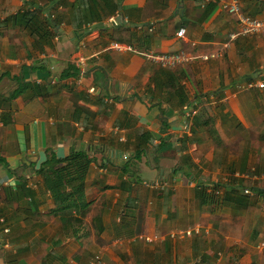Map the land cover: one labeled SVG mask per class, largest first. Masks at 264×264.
<instances>
[{"label":"crops","instance_id":"1","mask_svg":"<svg viewBox=\"0 0 264 264\" xmlns=\"http://www.w3.org/2000/svg\"><path fill=\"white\" fill-rule=\"evenodd\" d=\"M105 1L0 0V264H264V29L231 39L227 0Z\"/></svg>","mask_w":264,"mask_h":264},{"label":"built area","instance_id":"2","mask_svg":"<svg viewBox=\"0 0 264 264\" xmlns=\"http://www.w3.org/2000/svg\"><path fill=\"white\" fill-rule=\"evenodd\" d=\"M226 10L235 16L236 22H237V29L233 31L230 34V38L234 39L240 35H249L254 34L260 30L264 29V17H254L250 16L244 11L241 10L240 2L239 0H227L225 3ZM47 18L52 21L54 19L53 13H46ZM110 20L112 22H115L114 17H111ZM53 24V23H52ZM185 32L184 27H180L178 31L176 32L177 36H182ZM112 48L122 49L124 48L122 45L114 42L111 45ZM125 48H128L130 50L136 51V49H133V47L126 46ZM147 59L159 64L163 67H169V66H175L179 63H183L185 61H188L190 59V56L186 55L183 51H177V52H154V51H145L141 52ZM256 85L260 88L264 87V82H257ZM194 115L193 109H188L186 111L187 119L191 118ZM188 125V120L185 122V126ZM146 182V181H145ZM146 184H149L146 182ZM154 186H159L160 188H164V185L161 183H154ZM244 193H249L250 191L248 189L243 190ZM195 233H199V230H193ZM191 233L192 231H188ZM258 247L264 246V241L259 242ZM93 261L97 262L98 264H103V261L100 259L98 254H95L93 256Z\"/></svg>","mask_w":264,"mask_h":264},{"label":"trees","instance_id":"3","mask_svg":"<svg viewBox=\"0 0 264 264\" xmlns=\"http://www.w3.org/2000/svg\"><path fill=\"white\" fill-rule=\"evenodd\" d=\"M105 5L106 7L108 8V10L110 11V13H115L116 12V8H117V2L116 0H106L105 1ZM35 18H36V23H35V28L38 30V31H41L42 32V35H48V34H52V31H51V28L49 27L50 25L49 24H52L53 22H56L58 21L57 17L54 16V19L52 21H50L49 19H47V17H40L38 14H35ZM90 21L92 20H95V21H98L100 22V18L99 17H94V15L89 19ZM145 137H149V134L147 133V135ZM145 150V146L143 145H138V148L137 150L135 151V155H134V158H139L140 155L144 152ZM76 155H81L83 157H85L86 159L90 160L88 157H87V154L84 152V151H71L66 157L64 158H59V159H56V157H53V158H49L38 170V171H41L43 168L45 167H48L50 169H57L59 167H61V163L63 162H66L67 160H69L72 156H76ZM228 192V194H227ZM233 192H236L237 194V191L235 190H232L230 189V191H224L223 192V195H224V198H227L228 197H231V194L229 193H233ZM215 196L216 194L213 193ZM213 194H210V196L207 197V195H205V197H203L202 199V202H205V200H208L209 198H213L215 197ZM246 194V193H245ZM236 198V197H235ZM62 208L64 207H61L59 209L62 210ZM66 209V208H64ZM70 209L68 210V214L64 215V216H61V223L63 225V229L65 231H69L68 234L71 235V236H76L77 235V232H78V228H76V218L74 217V215L70 214L69 213ZM57 243V240H54L53 241V244H56Z\"/></svg>","mask_w":264,"mask_h":264},{"label":"water","instance_id":"4","mask_svg":"<svg viewBox=\"0 0 264 264\" xmlns=\"http://www.w3.org/2000/svg\"><path fill=\"white\" fill-rule=\"evenodd\" d=\"M120 19H121V16L118 15V16L116 17V20L119 21ZM41 264H45V261H42Z\"/></svg>","mask_w":264,"mask_h":264},{"label":"rangeland","instance_id":"5","mask_svg":"<svg viewBox=\"0 0 264 264\" xmlns=\"http://www.w3.org/2000/svg\"><path fill=\"white\" fill-rule=\"evenodd\" d=\"M92 258V257H91ZM103 264H104V262H103Z\"/></svg>","mask_w":264,"mask_h":264}]
</instances>
